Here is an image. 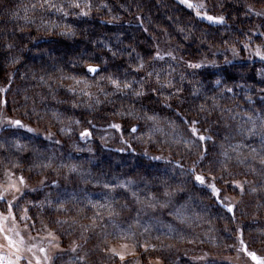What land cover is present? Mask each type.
Listing matches in <instances>:
<instances>
[{
    "label": "trees",
    "instance_id": "16d2710c",
    "mask_svg": "<svg viewBox=\"0 0 264 264\" xmlns=\"http://www.w3.org/2000/svg\"><path fill=\"white\" fill-rule=\"evenodd\" d=\"M49 2L54 6L50 7L45 0H0V88L6 89L0 92V136L24 129L8 124V106L12 107V115L13 107L17 105H20L17 112L40 107L44 111H41V117L46 118L47 105H55L56 110L67 114L69 119L79 120L80 127L73 125L71 138L80 143L91 142V152L96 157L98 154L99 161L93 162V170L100 176V181H111L114 185L112 178L115 177L119 182L135 181L153 194L159 192L167 202L170 198L181 201L189 190L205 195L206 206L217 216L214 229L220 230L227 245L219 251L211 250L207 246L208 239L193 231L180 246L167 249L162 255L167 262L258 264L249 253L264 261V248L258 246L261 251H252L248 237L244 236L246 227L253 228L256 219L244 216V209H239L229 195L236 186L231 180L233 174L231 179L220 173L211 176L206 167L212 148L223 136L221 121L235 115L241 122L245 117H251L262 119L264 124V59L254 54L257 46L264 51V35H261L264 33V15L255 14L264 12V0H203L205 7L201 11L223 15V24L197 16L196 9L187 7L181 0ZM192 2L195 4L200 0ZM74 3H79L80 7L72 6ZM82 12L88 15H82ZM66 32L74 35L64 34ZM157 52L163 59L155 58ZM196 63L202 66L189 67ZM89 64L96 65L98 71L89 72ZM69 77L84 78L89 83L78 85ZM107 77L126 82L130 87L124 88L122 83L121 89L117 90ZM138 92L142 94L137 95ZM156 112L161 119L175 121L191 134L202 145L199 155L204 158L198 159L199 155L178 158L166 151L160 152L153 145L146 147L125 137L137 134L148 124L146 115L156 117ZM51 115L58 117L59 112ZM25 117L37 119L32 113ZM111 124L121 127L117 130L110 127ZM193 126L199 135L211 139L200 141L191 132ZM27 128L47 139L45 135L49 130L47 133L43 131L45 129L37 131L33 123ZM133 128L136 131L133 132ZM84 130L91 135L82 137ZM103 130L112 131L113 140L102 143L94 137L96 132ZM55 135L51 140L56 141ZM101 164L106 165V171ZM169 166L184 171L189 179L186 188L179 189L169 180L161 181L153 169H168ZM193 168L220 189L219 197L194 180ZM37 185L43 187V183ZM24 190L28 192L27 188ZM127 190L126 186L107 189L101 184L88 196L107 199L106 204H111L114 209L104 215L115 216V210H120V220L131 221L136 211L143 214L144 210L150 209L139 207L136 210L133 192ZM226 205H234L233 210L229 211ZM166 208H151L150 213L159 220L161 214L168 217ZM212 226L207 223L208 230L212 231ZM88 229L86 226L80 231L91 244L96 232ZM77 246H70L74 250L68 253L78 250Z\"/></svg>",
    "mask_w": 264,
    "mask_h": 264
},
{
    "label": "rangeland",
    "instance_id": "374dc122",
    "mask_svg": "<svg viewBox=\"0 0 264 264\" xmlns=\"http://www.w3.org/2000/svg\"><path fill=\"white\" fill-rule=\"evenodd\" d=\"M19 106L13 107L14 115L12 107L8 106L9 113L7 112L6 117L7 120H17L18 117L26 127L21 129L22 132L9 131L0 136V188H8L15 183L20 189L15 191L9 188L4 193L5 198L0 200V212L5 216L11 212L15 216V221L10 216L7 220L0 221V228L3 229L0 231V255L13 261L17 256L22 257L17 264H29V261L36 264V257L40 258L41 264H170L162 255L170 246H180L193 231L208 239L207 246L211 250L219 251L218 249L227 245L220 230L214 229L217 216L206 206L205 195L189 190L181 201L170 198L167 202L159 192L153 194L135 181L119 182L118 177L112 178L116 185L111 181H100V176L93 170V162L99 161L98 154L96 157L91 152V142L80 143L71 138L73 125L80 127L79 120L69 119L67 114L57 111L55 105H47L46 118L41 117V111H44L40 107L17 112ZM52 112H59L58 117L51 115ZM31 113L36 120L25 117L26 114L31 116ZM154 114V119H149L146 115L148 124L143 125L137 134L125 137L130 141L143 143L146 147L153 145L160 152L166 151L167 154L182 159L188 155L200 154L202 145L191 134L177 122L161 119L157 112ZM236 117L230 116L221 121L223 136L218 138L212 148L206 167H209L207 171L211 176L220 173L224 178L231 179L233 174L231 180L236 186L229 195L239 209H244V216L256 219L252 223L253 228L246 227L247 234L244 236L248 237L252 251L260 250L258 246L264 248V124L262 119L253 120L249 117L250 120L243 116L246 121L244 123L245 121L241 122ZM32 123L37 131L45 129L43 131L47 133L49 130L45 135L46 140L28 130L27 127ZM54 133L56 141L51 140ZM114 136L112 131L107 130L94 135L102 143L113 140ZM186 141L194 143L189 146ZM73 166L75 171L70 170ZM101 166L106 171V165ZM153 169L163 182L169 180L179 189L188 186L187 175L176 166ZM114 173L120 176L118 171ZM21 175L25 178L28 192L19 183ZM235 181L243 185V191ZM99 182L107 189L118 185L126 186L127 191L133 192L136 210L139 207L151 210L167 206L168 217L161 214L158 216L159 220L154 219L150 210H144L143 214L136 211L131 221L120 220V210H115V216L110 213L104 215V212L112 211L113 208L111 204H106L107 199H91L88 196L93 194L92 189L101 185ZM37 183H43V187ZM25 209L28 218H24ZM208 222L213 224L212 231L207 229ZM86 226L89 232L91 229L96 232V238L91 244L86 241L84 232L80 231ZM6 236L16 241L15 248L8 244ZM75 236L79 237L75 239ZM20 237H23V243L20 242ZM83 240L86 241L85 244H82ZM69 245H78L79 249L68 253L74 250ZM41 247L47 250L49 260H44L45 253L39 251ZM16 248H19V252ZM112 249L121 253L124 258L115 255ZM175 263L178 264L177 260L171 264Z\"/></svg>",
    "mask_w": 264,
    "mask_h": 264
},
{
    "label": "snow or ice",
    "instance_id": "6c2138e0",
    "mask_svg": "<svg viewBox=\"0 0 264 264\" xmlns=\"http://www.w3.org/2000/svg\"><path fill=\"white\" fill-rule=\"evenodd\" d=\"M45 3H49L50 7L54 6V5H52L49 2V0H45ZM181 3L186 4L187 7H189V8H195L197 16H203L204 18H206L208 21H210L212 23H218V24L225 23V17L223 15H209L206 11H201V9H203L205 7V5L203 3V0H200L199 3H195V4L192 2V0H181ZM40 6L43 7V4H41ZM72 6L77 7V8L80 7L79 3H74ZM88 7H91V5L89 4ZM249 7L251 8V6H249ZM57 10L60 11L61 9H57ZM255 14L260 16V15H264V12H256ZM82 15H88V13L87 12H82ZM181 31H183V29H181ZM64 34H73L74 35V33H71V32H66ZM261 35H264V33H261ZM9 47H11V45H9ZM245 47H247V45H245ZM232 51H233L234 55L237 54L235 48H233ZM254 54L257 57H260L261 59H264V51L261 50L260 46L256 47ZM168 55L171 56L172 55L171 52H169ZM155 58L163 59V57L160 56L159 52H157V55H156ZM201 66H202L201 63L189 64V67H193V68H199ZM140 67L142 68L143 64H141ZM87 69L91 73H96L98 71V67L96 65H92V64L87 65ZM69 78L73 79L75 81V83L78 84V85L79 84H84L85 86H87L88 83H89L88 80L84 79V78H80V79H78L76 77H69ZM107 79H108L109 83L117 90L121 89L122 83H123V87L124 88L130 87L129 84H127L126 82H121L118 79H115V78H112V77H107ZM216 83L219 84L220 81L217 80ZM4 91H6V89L0 88V92H4ZM229 91H231V89H229ZM140 94H142V93H139V92L137 93V95H140ZM149 119H154V117H149ZM8 124L14 125V126H17V127H26V125H24L23 122L20 121V120H9ZM110 127L119 130L121 125L120 124H111ZM28 130L29 131H34L31 128H29ZM132 131L134 132V131H136V129L133 128ZM191 132H192L193 135H197L198 139L200 141H203V140H206V139H211V137H206L204 135H199L198 129L196 127H194V126L191 127ZM90 135H91V133L88 132L87 130H84L81 133L82 137H87V136H90ZM177 142L179 143L180 141H177ZM185 143H187L190 146L192 143H194V141H186ZM225 155H227V154L225 153ZM203 158H204L203 155H199L198 156V159H203ZM154 159H163V157H154ZM262 162H264V161H262ZM70 170L71 171H75L76 169L73 166ZM191 173H192V176H193V178H194V180L196 182H198L201 185H206L208 188H210L212 190L213 194H215L217 197H219L220 189L217 188V186L214 183L207 182L205 175L197 173L195 168L191 169ZM18 180H19L20 184H22L25 187H27V183L25 181L24 176L21 175L18 178ZM235 183L241 189V191H243V185L239 181H235ZM121 187H124V185H121ZM9 188L14 189L15 191H19L20 190L15 183L10 184L8 188H0V200H3L5 198L4 193H6L9 190ZM252 190L255 191V189H252ZM9 207H11V205H9ZM61 207H63V205H61ZM226 207L228 208L229 211H232L233 208H234V205H226ZM24 212H25V217L24 218H28L26 216L27 209H25ZM9 216L13 219V221H15V216L11 212L8 213V216H5L4 213L0 212V221L7 220ZM0 231H3V229L0 228ZM17 235H19V234H17ZM49 235L51 236L52 233H49ZM5 239L8 241V244L10 246H12L14 248L16 247V241H14L12 239V237L6 236ZM20 242L23 243V237H20ZM32 247H35V245H33ZM124 247H126V245ZM29 250H31V249H29ZM16 251L19 252V248H16ZM39 251L42 252V253H45L44 260H49V257L47 255V250L45 248L41 247L39 249ZM112 251L114 252L115 255L120 256L121 259L124 258L123 255L121 253H119V252H116L115 249H112ZM249 255L252 256L253 259H256L258 261V264H264V261H260L259 258L256 257V255L254 253H249ZM20 259H22V257L17 256L16 260L13 261L12 259H8V258L4 257L3 255H0V264H17V262ZM29 264H31V261H29ZM36 264H41V261H40L39 257H36Z\"/></svg>",
    "mask_w": 264,
    "mask_h": 264
}]
</instances>
